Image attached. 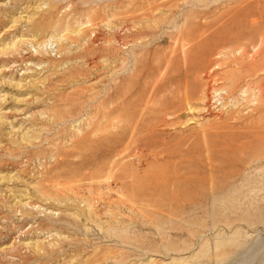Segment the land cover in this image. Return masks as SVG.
Masks as SVG:
<instances>
[{"label":"rangeland","instance_id":"374dc122","mask_svg":"<svg viewBox=\"0 0 264 264\" xmlns=\"http://www.w3.org/2000/svg\"><path fill=\"white\" fill-rule=\"evenodd\" d=\"M0 264H264V0H0Z\"/></svg>","mask_w":264,"mask_h":264},{"label":"bare ground","instance_id":"6f19581e","mask_svg":"<svg viewBox=\"0 0 264 264\" xmlns=\"http://www.w3.org/2000/svg\"><path fill=\"white\" fill-rule=\"evenodd\" d=\"M260 89V88H259Z\"/></svg>","mask_w":264,"mask_h":264}]
</instances>
